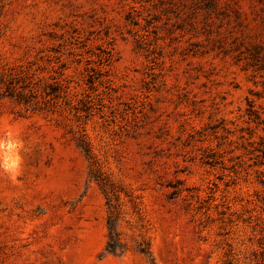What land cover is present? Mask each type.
I'll return each mask as SVG.
<instances>
[{"label":"rangeland","instance_id":"rangeland-1","mask_svg":"<svg viewBox=\"0 0 264 264\" xmlns=\"http://www.w3.org/2000/svg\"><path fill=\"white\" fill-rule=\"evenodd\" d=\"M0 142V264H264V0H0Z\"/></svg>","mask_w":264,"mask_h":264},{"label":"trees","instance_id":"trees-1","mask_svg":"<svg viewBox=\"0 0 264 264\" xmlns=\"http://www.w3.org/2000/svg\"><path fill=\"white\" fill-rule=\"evenodd\" d=\"M78 146L82 149V151L84 152L85 156L88 159H91L90 156V151H89V147L88 144L85 142L84 139L80 140V143L78 144ZM104 190L105 189L104 187ZM111 191L106 192V196L108 197V202H111L112 199V195H110ZM110 207L108 206V216H107V228H108V243H107V252L111 253V254H116L117 253V248L120 249V247H118V233L116 231V225H117V216H116V206H113L111 204H109ZM140 252L142 254H145L148 256V251L145 249H141Z\"/></svg>","mask_w":264,"mask_h":264},{"label":"clouds","instance_id":"clouds-1","mask_svg":"<svg viewBox=\"0 0 264 264\" xmlns=\"http://www.w3.org/2000/svg\"><path fill=\"white\" fill-rule=\"evenodd\" d=\"M3 147H4L3 142H0V149H2ZM4 169L6 172L9 173L10 178L15 179L16 176L20 174L18 158L14 163L4 165Z\"/></svg>","mask_w":264,"mask_h":264}]
</instances>
